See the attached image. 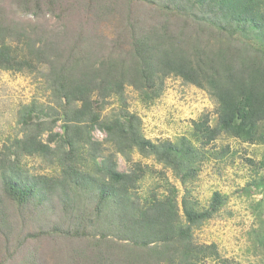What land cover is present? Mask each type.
Masks as SVG:
<instances>
[{
  "label": "trees",
  "instance_id": "1",
  "mask_svg": "<svg viewBox=\"0 0 264 264\" xmlns=\"http://www.w3.org/2000/svg\"><path fill=\"white\" fill-rule=\"evenodd\" d=\"M123 1L13 0L11 6L30 17L25 21L0 2V70L32 74L41 69L52 97L48 107H21L15 156L11 159L8 150L0 160V264H9L20 251L24 257L31 239L43 233L41 219L48 228L44 233L52 236L77 235L76 227H81L82 239L96 238L94 247L127 240L132 255L125 256V264H238L220 258L215 245L194 241L193 232L223 207L222 194L214 192L204 207L184 196L180 211L178 190L163 172L139 162L119 172L114 154L136 149L183 183L195 178L203 151L186 137L160 143L144 138L137 116L128 111L126 89L141 104L151 105L170 78L205 90L217 103L214 128L206 117L192 121L201 146L221 134L264 144V0H141L163 20L147 28L133 17L131 8L140 4ZM54 15L52 23L49 16ZM69 15H91L97 22L103 16H120L126 26L115 35L124 36L126 43L116 46V37L104 38V43L81 30L72 32L77 27L64 18ZM110 42L116 48H109ZM111 98L120 107L100 120L98 112ZM44 110L45 119H29ZM57 121L62 134L53 132ZM95 128L105 133L113 152L97 156L101 144L92 142ZM44 133L46 142L41 141ZM86 156L92 159L89 169L71 165L75 157ZM24 157L62 162L59 185L46 176L24 175ZM147 177L154 184L142 190ZM57 189L61 194L54 199ZM85 191L94 198L90 215L84 208ZM32 218H38L34 233L29 230ZM89 223L93 228L84 232ZM33 256L12 263L38 264ZM107 257L109 261L98 257L94 262L113 264L114 253Z\"/></svg>",
  "mask_w": 264,
  "mask_h": 264
},
{
  "label": "rangeland",
  "instance_id": "2",
  "mask_svg": "<svg viewBox=\"0 0 264 264\" xmlns=\"http://www.w3.org/2000/svg\"><path fill=\"white\" fill-rule=\"evenodd\" d=\"M0 2L8 12L15 13L19 20L25 21L30 18L17 12L15 4L11 6L13 0H0ZM131 2L132 5L140 4L132 7L131 10L134 12V20L143 25V28L163 22L162 16L153 6L141 4L144 3L141 0H131ZM83 16H64L67 18L66 21H70L69 25L77 27L72 32L81 30L82 33L94 39L99 37L98 40L104 43H107L104 38L110 37L112 41L117 38L116 46L119 43L120 46L126 43L124 36L115 35L116 30L121 29L123 32V27L126 26L120 16H103L101 22H97L91 15ZM49 17L52 23L56 22V15ZM109 48L116 47L110 42ZM40 75L41 69L32 74L0 70V160L3 156L7 157L8 150H10L11 159L15 156L13 141L21 137L18 123L21 107L31 103L38 108L42 105L47 107L51 105V93ZM125 91L128 111L137 116L139 122L136 126L144 138L160 143L167 140L176 142L180 137H186L203 151L204 160L195 178L188 183L181 182L175 178L171 170H164L161 164L156 163L152 156L141 155L136 149L123 156L119 153L114 154L116 170L128 172L131 162H139L156 172H163L178 190L177 200L180 211L182 210L180 200L184 196L190 197L204 207L209 203L211 195L219 192L225 198L223 207L213 218L193 232L194 241L198 244L215 245L222 259L232 260L238 264H264V144L243 143L238 138L221 134L209 144L201 146L193 136L192 121L196 122L206 117L209 127L214 128L217 119V103L205 90L185 84L180 79H167L163 92L151 105L141 104L130 88ZM119 107V102L111 98L98 112L99 119L108 118L111 113H116ZM45 112L46 110L43 113L33 112L29 119L32 122L43 120ZM260 130L264 131V126H261ZM53 132L62 134L60 121L54 124ZM91 137L92 142L101 144L97 156L114 151L112 146L105 142V133L100 129L95 128L91 131ZM41 141H47V133L41 136ZM50 145L53 146V143ZM93 153H95L94 150L91 151V154ZM70 163L75 169L87 170L91 167L92 159L91 156H86L82 160L75 157ZM20 166L23 174L30 178L46 176L49 182L59 185L58 180L62 176L63 164L58 160L48 162L43 161L41 157H24ZM152 177L145 179L142 190L154 184V177ZM155 177H157L156 174ZM59 191L57 189L58 194L54 199L61 194ZM93 203L92 193L85 191L84 208L89 211L88 215L92 212L90 208ZM41 220L43 221L40 229L43 233L31 239L23 251V258L19 256L20 251L9 259V264H16L12 263L14 260L23 261L28 254L34 255V260L38 264H97L94 260L98 257L109 261L110 258L107 257L109 252L114 253L111 259L113 264H125V256L132 255L131 248L127 246V240L121 244L120 240L115 242V239L110 238L113 240L112 245L94 247L96 238L82 239L81 227H76L77 235L57 237L54 234L52 236L44 233L48 228L44 219ZM52 220L53 217H49L48 222ZM37 224L38 218H32L29 225L31 233L36 232ZM92 228L89 223L85 225L84 232ZM133 257L136 258V254L129 259L132 260Z\"/></svg>",
  "mask_w": 264,
  "mask_h": 264
}]
</instances>
